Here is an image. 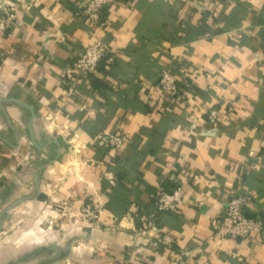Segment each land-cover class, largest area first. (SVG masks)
<instances>
[{
    "label": "crops",
    "instance_id": "obj_1",
    "mask_svg": "<svg viewBox=\"0 0 264 264\" xmlns=\"http://www.w3.org/2000/svg\"><path fill=\"white\" fill-rule=\"evenodd\" d=\"M88 1L0 0L16 15L0 34V232L22 209L40 217L0 264H264V242L210 225L234 195L264 217V0H111L105 27ZM95 42L89 76L106 88L65 73ZM166 68L188 85L171 106L153 87ZM112 132L127 139L117 153L97 139ZM177 185V213L157 214L158 189ZM84 204L98 228L71 223Z\"/></svg>",
    "mask_w": 264,
    "mask_h": 264
},
{
    "label": "built area",
    "instance_id": "obj_2",
    "mask_svg": "<svg viewBox=\"0 0 264 264\" xmlns=\"http://www.w3.org/2000/svg\"><path fill=\"white\" fill-rule=\"evenodd\" d=\"M110 3L111 0H89L84 6L83 14L88 21L105 27L106 24L101 19L100 14ZM15 18L16 15L13 8L0 2V34H3L7 30ZM105 51V46L101 42H95L86 46L74 58L70 67L65 70V73L70 76L88 77L97 69ZM153 87L163 93L165 102L169 106L181 101L188 90L187 83L167 68L161 70ZM66 92L67 95L73 96L75 94V85L68 83ZM206 119L210 124H218L220 121L218 111L210 108L207 112ZM97 139L103 142L113 153L120 151L127 142L126 137L118 132L99 135ZM183 196L184 189L181 185H177L171 191H167L162 187L159 188L155 196L157 214H176L179 205L182 203ZM249 201L250 198L247 196L234 195L231 197L226 203L223 212L211 220L212 236L232 241L248 239L263 243L264 217L249 218L245 214V208L249 204ZM80 215L85 218V222L80 229L83 227L93 228L92 226L95 228L99 227V213L94 211L90 204L84 206ZM144 226L146 230H156L155 217L146 221ZM173 242L171 237L164 235L156 243L164 249H170Z\"/></svg>",
    "mask_w": 264,
    "mask_h": 264
},
{
    "label": "rangeland",
    "instance_id": "obj_3",
    "mask_svg": "<svg viewBox=\"0 0 264 264\" xmlns=\"http://www.w3.org/2000/svg\"><path fill=\"white\" fill-rule=\"evenodd\" d=\"M63 193H65V188L63 186ZM62 204V203H59ZM86 204H84L82 207H80L79 209V213L74 216L73 218H69L71 219V223L77 225V226H83L84 222H85V218H83L80 214L82 209L84 208ZM66 206L65 204L63 205V207ZM46 216L43 219V223H42V227L43 229H46V227L49 225L50 221L52 220V217L46 213ZM61 218V217H60ZM60 218H57V224L60 225H66L67 222H62L60 220ZM66 219V217H63ZM37 219H40V217H37V211H34L33 214L29 213L28 209H22V211L20 210V212H17L16 214H14L11 218H10V222L8 223V226H6V228L4 229V231L0 232V249L5 246V243H9L12 244L14 242H16L17 240H19L18 242L20 244H23L24 241V237L25 236H33V233H29L31 230H29L28 232L24 230V226L25 227H29V228H33L34 225H37ZM56 220V218L54 219V221ZM23 225V226H22ZM93 229L94 226H92ZM10 228V230H9ZM19 228V229H18ZM18 229V230H17ZM9 230V231H8ZM17 231V232H15ZM4 242V243H3Z\"/></svg>",
    "mask_w": 264,
    "mask_h": 264
},
{
    "label": "trees",
    "instance_id": "obj_4",
    "mask_svg": "<svg viewBox=\"0 0 264 264\" xmlns=\"http://www.w3.org/2000/svg\"><path fill=\"white\" fill-rule=\"evenodd\" d=\"M100 66V63L98 65V67ZM97 67V69H98ZM99 71H103V67L99 69ZM89 79L91 81L92 84V88L93 89H100V88H106V85H104L103 83L99 82L96 78L89 76Z\"/></svg>",
    "mask_w": 264,
    "mask_h": 264
}]
</instances>
